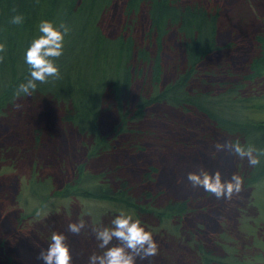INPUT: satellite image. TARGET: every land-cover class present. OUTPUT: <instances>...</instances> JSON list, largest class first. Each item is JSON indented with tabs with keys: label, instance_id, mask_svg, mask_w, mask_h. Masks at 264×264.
Wrapping results in <instances>:
<instances>
[{
	"label": "trees",
	"instance_id": "1",
	"mask_svg": "<svg viewBox=\"0 0 264 264\" xmlns=\"http://www.w3.org/2000/svg\"><path fill=\"white\" fill-rule=\"evenodd\" d=\"M120 1L0 0V43L5 45V51L0 53L4 57L0 62V119L15 115L17 109L22 111L27 101L43 109L54 108L65 126L84 137L91 158L114 152L113 139L101 130L102 116L113 110L119 115L114 133L116 138H124L122 150L142 151L149 142L154 147H168L172 142L159 134L158 128L145 127V122L155 116L151 114L152 108L164 106L203 115L230 142L239 140L242 145L264 151V122L246 115L245 102L253 99L241 97L246 84L262 76L263 37H255L262 49L246 71L237 68L228 57L204 66L216 54L236 47L234 43L221 45L219 41L225 0H122V30L109 35L103 28V19L115 11ZM250 7V0H243L235 17L245 22ZM17 14L24 17L22 24L11 23ZM42 20L57 26L64 23L70 28L63 55L55 60L60 78L37 82L31 95L17 97L18 86L30 78L25 53L32 40L41 35ZM172 37L180 44L183 61L176 47L168 44ZM137 83L140 86L134 96ZM162 118L167 120L169 116ZM31 134L32 142L26 149L36 152L45 144V132L35 127ZM207 140L219 141L214 135ZM36 165L38 172L42 166L39 159ZM84 169L85 164L77 167L74 184L70 185L73 196L108 201L113 210H128L141 221L145 217L154 219L163 225L161 231H183L184 218L194 212L187 200L160 206L158 195L145 189L156 175L166 172L155 164L148 165L139 179L131 181L125 178L128 175L124 167L117 165L99 176ZM37 172L33 173L31 183L38 194L49 186L40 182ZM263 177L261 156L259 165H248L243 179L251 187ZM195 245L194 264H236L229 262L227 254H217L197 242Z\"/></svg>",
	"mask_w": 264,
	"mask_h": 264
},
{
	"label": "rangeland",
	"instance_id": "2",
	"mask_svg": "<svg viewBox=\"0 0 264 264\" xmlns=\"http://www.w3.org/2000/svg\"><path fill=\"white\" fill-rule=\"evenodd\" d=\"M242 1L225 0L219 27L220 44L234 43L236 47L216 54L204 66L228 57L237 68L246 71L251 59L262 49L258 48L260 44L255 37L264 40V0H250L251 10L245 22L235 17ZM122 3L121 0L115 11L103 19V28L109 35L122 30L123 14L119 6ZM168 44L176 47L183 61L177 39L172 37ZM260 54L263 58L264 49ZM262 69V76L247 83L241 96L253 99L245 102L248 106L245 113L257 122H264V67ZM139 86V83L134 85V96ZM25 103L22 111L17 109L15 115L0 119V264H44L39 255L47 249L53 231L67 237L71 264H88L93 253L102 251L92 227L111 226L119 211L113 210L114 206L108 201L71 194L70 185L74 184L77 167L83 164L84 170L93 176L105 173L110 166L124 167L129 181L139 179L148 165L155 164L166 172L156 175L155 181L145 189L158 195L160 206L169 201L187 200L194 210L184 218L183 231H161L157 221L145 217L142 226L157 241L158 254L145 260L137 259V264H194L196 242L217 254H227L232 263L264 264V177L251 187H247L243 179L241 192L231 200L217 199L202 187L194 188L187 179L190 172H199L201 168L212 174L220 171L224 180L233 174L243 178L249 165L247 159L217 150V143L230 140L219 135L205 116L155 106L151 111L155 116L145 122V127L158 128L159 134L173 144L169 142L172 145L162 148L149 142L142 151L133 152L122 150L124 138H116L114 133L119 122L117 110L106 112L101 118V130L113 139L114 152L90 158L84 137L74 128L65 126L56 109H43L32 101ZM165 114L169 119L162 118ZM25 125L32 126L25 128ZM35 127L45 132V144L36 152H28L26 148L32 142L31 132ZM208 135H214L219 141L207 140ZM37 159L42 164L38 172ZM34 172L39 174L40 182L46 183L45 187L49 186L38 194L31 183ZM36 190L39 192V187ZM82 215L88 227L74 235L68 231V225L78 222Z\"/></svg>",
	"mask_w": 264,
	"mask_h": 264
},
{
	"label": "clouds",
	"instance_id": "3",
	"mask_svg": "<svg viewBox=\"0 0 264 264\" xmlns=\"http://www.w3.org/2000/svg\"><path fill=\"white\" fill-rule=\"evenodd\" d=\"M15 12L16 10L13 9ZM24 17L14 15L12 24H22ZM39 35L34 38L25 53V61L30 69V78L26 83L18 86L16 96L31 95L37 89V82L47 83L49 78L59 79L60 69L55 60L63 55L65 36L70 32L68 25H55L49 20H42L39 24ZM5 51V45L0 43V53ZM4 59L0 56V62ZM218 151L235 154L241 160L247 159L250 167L260 164V157L264 151L251 145H242L235 142L217 143ZM187 179L194 188L202 187L206 192L215 195L217 199L231 200L242 190L243 178L233 174L230 179L224 180L220 171L214 174L200 169L199 172H190ZM112 221L111 226L93 225L92 232L98 242L99 254L93 253L88 264H137V259L145 260L158 254V243L150 231H146L140 219H135L128 210L120 209ZM91 213H89L90 215ZM88 227L83 215L78 222L68 225V231L79 235ZM116 241V243H113ZM44 264H71L72 255L67 237L59 232H51L47 249L39 255Z\"/></svg>",
	"mask_w": 264,
	"mask_h": 264
}]
</instances>
